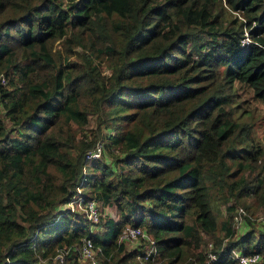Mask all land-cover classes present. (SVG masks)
Segmentation results:
<instances>
[{
    "label": "trees",
    "instance_id": "16d2710c",
    "mask_svg": "<svg viewBox=\"0 0 264 264\" xmlns=\"http://www.w3.org/2000/svg\"><path fill=\"white\" fill-rule=\"evenodd\" d=\"M1 71L0 264H82L84 237L96 264H134L141 249L117 239L127 223L163 264H204L201 232L218 245L211 264H237L231 248L264 264V230L245 215L233 236L211 204L264 208V132L246 119L249 98L264 103V0H0ZM88 106L106 131L75 134ZM89 199L116 218L60 205Z\"/></svg>",
    "mask_w": 264,
    "mask_h": 264
},
{
    "label": "rangeland",
    "instance_id": "374dc122",
    "mask_svg": "<svg viewBox=\"0 0 264 264\" xmlns=\"http://www.w3.org/2000/svg\"><path fill=\"white\" fill-rule=\"evenodd\" d=\"M237 16H239V14H237ZM64 42L63 40L59 37V38H55V39H52L50 40V48L51 50L57 54L58 51H64ZM72 56L71 58L72 59H75L78 61V63H82L81 61H83L82 59V53L83 51L81 50V47L79 46V44H74L72 46ZM100 67H101V70L102 72H106L108 70V64L104 61H101L100 63ZM8 77V75L6 76V78ZM250 99V102H249V105H248V110H249V113H250V116L246 117L247 120L249 121H253L254 124H253V127L254 129H257V135H254L255 137H262L263 135V132H264V126L259 124V121L261 119V116L264 112V103L262 102H259L257 99H254V98H249ZM90 109H93L91 108V106H88V112H87V116H86V121L81 124V125H77L73 122H71L69 125H70V128L73 130V132L75 134H77L80 130L84 131L89 135L92 134V131H95V132H104L106 131L105 129L102 128L101 124L98 123V118H97V113H96V108H95V111H91ZM2 113H3V108L0 104V116L2 117ZM3 118V117H2ZM6 124H8V121L6 120ZM263 124V123H262ZM261 125V126H260ZM96 141H98V143L96 145H100V143L102 142V139H97ZM104 157H109L110 156V152H104L102 154ZM99 156V155H98ZM87 159H91V158H87ZM53 175L56 176L58 175V172L56 170L53 171ZM227 203H232L234 205V208L231 209L230 212H228L227 210H225L224 208V205L227 204ZM253 205H249L248 207L244 208L243 204H241L240 201H237L234 199V197L230 196L228 198V200L224 203V202H221L217 199V197H215L213 195V197L211 198V204H212V210H213V213L216 214V218L217 220L219 219H224L225 217H227V215L230 213L231 215L229 217H227L233 227V230H234V234L233 236H235L236 234H239L241 233L242 231H244L247 227V225L245 224V220H246V217L245 215H247V218L251 221L250 224L251 226L255 229V231H259V229L261 230H264V223L261 222L259 220V214L261 212L264 211V208H261L257 205V203L255 202L254 199H252V202H251ZM62 207H69V208H73L75 210H78V209H81L80 208V205L78 203H71V202H64L62 204H60ZM97 206L99 208V211H100V216L103 217V216H111L113 218H116L117 216V212H116V209H115V206L113 204H106V205H100L99 203H97ZM237 206H241L244 210V213L241 214L242 215V221H241V224L240 225H236V226H233V217L232 215L236 212V207ZM96 226L94 225H91V228L92 229H97ZM222 232H223V229L221 228H217L216 231H215V234L217 236L220 237L221 240V243H219V246H222L224 241L226 240V238L222 235ZM232 236V237H233ZM201 241H200V246H199V249L202 251L203 253V256H204V262L207 261L208 259V256H207V251H212L211 249L213 248V244L215 245L214 243V239H213V234H210L208 232H201ZM125 243L124 244V249L125 250H128V249H131V248H138V249H142L145 247V242L142 241V240H138V241H124ZM218 246V245H217ZM215 245V248L217 247ZM197 250V249H196ZM79 257V256H78ZM137 257V255H136ZM80 259V258H79ZM137 262H134V264H146V262L143 260V258L139 259V258H136ZM164 260L163 258H161L160 256L158 255H153L151 257V264H163L164 263ZM80 262L83 264L84 261L83 260H80Z\"/></svg>",
    "mask_w": 264,
    "mask_h": 264
},
{
    "label": "built area",
    "instance_id": "2783aa9c",
    "mask_svg": "<svg viewBox=\"0 0 264 264\" xmlns=\"http://www.w3.org/2000/svg\"><path fill=\"white\" fill-rule=\"evenodd\" d=\"M62 4L69 3L73 0H61ZM249 40L247 35V30L243 29V35L240 37L241 42H247ZM6 82V75L3 71L0 72V83L3 84ZM100 147L98 145L95 146L94 149L86 150L85 158H91L98 156ZM80 208L83 210L86 219L90 222L95 223L98 221L100 216V211L97 206V203L89 199L83 205H80ZM244 210L241 206L236 207V212L232 215L233 217V226L240 225L242 221V215ZM259 220L264 223V211L259 214ZM118 240L122 241H138L142 240L145 242V247L142 253L138 254L137 257L143 258L146 256H153L156 254V248L153 244V239L149 236V234L141 227L137 225L125 224L120 229L118 233ZM67 250V248H60L55 253V257L58 260H61L62 254ZM212 250V249H211ZM77 252L81 260L84 261V264H96L95 259V248L93 247L92 242L89 238L84 237L82 242L77 245ZM208 259L205 264H210V261L215 258V252L207 251ZM230 256L235 259L237 264H258L260 261V255L257 252L243 253L237 248L230 249ZM56 258V259H57Z\"/></svg>",
    "mask_w": 264,
    "mask_h": 264
},
{
    "label": "clouds",
    "instance_id": "9594fccd",
    "mask_svg": "<svg viewBox=\"0 0 264 264\" xmlns=\"http://www.w3.org/2000/svg\"><path fill=\"white\" fill-rule=\"evenodd\" d=\"M213 250V249H212ZM204 264H205V262H204ZM210 264H211V261H210Z\"/></svg>",
    "mask_w": 264,
    "mask_h": 264
}]
</instances>
